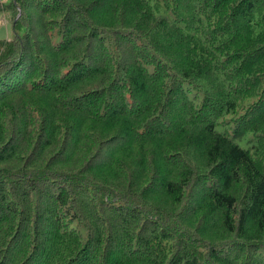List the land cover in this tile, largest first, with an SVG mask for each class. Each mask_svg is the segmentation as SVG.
<instances>
[{"label": "trees", "instance_id": "obj_1", "mask_svg": "<svg viewBox=\"0 0 264 264\" xmlns=\"http://www.w3.org/2000/svg\"><path fill=\"white\" fill-rule=\"evenodd\" d=\"M0 13V264H264V0Z\"/></svg>", "mask_w": 264, "mask_h": 264}, {"label": "rangeland", "instance_id": "obj_2", "mask_svg": "<svg viewBox=\"0 0 264 264\" xmlns=\"http://www.w3.org/2000/svg\"><path fill=\"white\" fill-rule=\"evenodd\" d=\"M3 3H9L10 0H1ZM12 36L10 23L8 20V15L6 13H0V39H9ZM229 118V117H228ZM220 123L222 120L219 121ZM217 131L219 132H225L227 129L226 125L219 124L216 127ZM241 146L245 147L244 143L238 142Z\"/></svg>", "mask_w": 264, "mask_h": 264}]
</instances>
